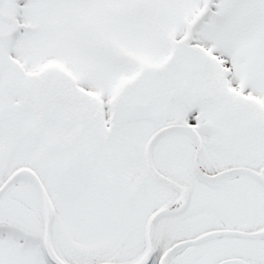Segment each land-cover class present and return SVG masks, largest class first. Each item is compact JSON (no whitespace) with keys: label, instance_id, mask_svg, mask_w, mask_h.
<instances>
[{"label":"snow or ice","instance_id":"snow-or-ice-1","mask_svg":"<svg viewBox=\"0 0 264 264\" xmlns=\"http://www.w3.org/2000/svg\"><path fill=\"white\" fill-rule=\"evenodd\" d=\"M0 264H264V0H0Z\"/></svg>","mask_w":264,"mask_h":264}]
</instances>
